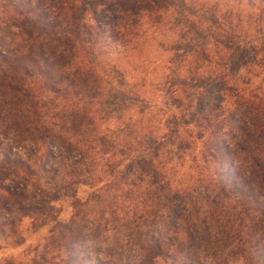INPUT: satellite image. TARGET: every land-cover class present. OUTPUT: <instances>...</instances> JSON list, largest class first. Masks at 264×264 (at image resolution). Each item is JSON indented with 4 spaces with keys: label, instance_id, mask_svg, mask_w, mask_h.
Wrapping results in <instances>:
<instances>
[{
    "label": "trees",
    "instance_id": "trees-1",
    "mask_svg": "<svg viewBox=\"0 0 264 264\" xmlns=\"http://www.w3.org/2000/svg\"><path fill=\"white\" fill-rule=\"evenodd\" d=\"M191 9L189 0H0V209L49 218L48 250L63 261L264 264V76L254 87L244 73L264 58H250L257 49L238 42L236 27L214 13L200 24ZM165 26L184 34L165 50L158 106L117 97L108 55L138 50ZM185 34L212 42L190 51ZM126 101L135 115H119L107 136L100 112ZM61 196L67 222L54 211Z\"/></svg>",
    "mask_w": 264,
    "mask_h": 264
},
{
    "label": "rangeland",
    "instance_id": "rangeland-1",
    "mask_svg": "<svg viewBox=\"0 0 264 264\" xmlns=\"http://www.w3.org/2000/svg\"><path fill=\"white\" fill-rule=\"evenodd\" d=\"M189 3L193 9L189 12L196 13L197 18H199L197 21L200 24H207L209 18L215 15L214 17L218 18L224 29L230 25L237 28L238 42L244 41L243 43L257 49L255 53L250 54V58L253 57L256 61L264 58V52L259 51L264 48V0H189ZM211 14L213 15L211 16ZM207 26L203 27V30ZM167 29H169L168 26L153 32L148 30L144 39L145 43L136 51L108 55L110 68L113 66L116 73L110 74L108 81H112L114 85L120 81L119 89L112 87L113 93L117 97L118 92L136 93L140 99L147 101L149 106H158L160 99L153 85L163 73L162 64L172 56L165 50L171 47L174 40H178V37L184 34L183 32L182 34L179 33L178 30ZM13 30L16 32V29ZM204 35L193 37L186 35V41H183V45L188 44L187 49L190 51L204 44L210 45L212 38ZM182 51L181 47L177 51L178 56L183 55ZM248 70L250 71L248 76L254 82L253 86L257 87L258 82L264 76L262 64L259 62L256 66H251L249 69L245 68L244 73ZM135 74L146 77L144 86L141 85L143 82L137 80ZM115 75L116 79H113ZM126 104L127 101L121 105L108 104L107 108L100 112L101 132L108 130L107 136L112 137L111 130L114 129L113 126L116 124L119 115L124 120L128 116L133 117L135 115V108L126 109ZM15 152L24 160L28 158L27 148L16 149ZM3 184L5 187L10 186L12 190L14 189L9 180H4ZM85 190V188L80 189V193L83 191L84 196ZM0 193L3 194V190L0 189ZM22 202L27 206L30 203L29 197ZM69 203L70 201L62 196L60 200L54 203V211L58 221H68L71 213ZM48 220L50 219L45 217L34 218L30 215H23L17 210H13L10 214L0 209V264H94L93 260L70 263L63 261L57 253H51L49 250H52L53 246L48 243V228L50 227ZM227 258L225 264H244L236 255Z\"/></svg>",
    "mask_w": 264,
    "mask_h": 264
}]
</instances>
